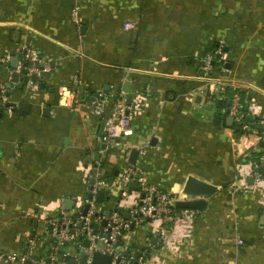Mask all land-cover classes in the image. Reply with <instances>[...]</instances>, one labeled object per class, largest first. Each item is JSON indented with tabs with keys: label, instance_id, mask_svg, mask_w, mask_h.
I'll list each match as a JSON object with an SVG mask.
<instances>
[{
	"label": "crops",
	"instance_id": "0c3cea01",
	"mask_svg": "<svg viewBox=\"0 0 264 264\" xmlns=\"http://www.w3.org/2000/svg\"><path fill=\"white\" fill-rule=\"evenodd\" d=\"M126 21L136 28L125 31ZM212 46L222 52L207 78L202 57ZM31 52L49 65L44 87L19 89L21 76L7 97L9 58L19 54L21 65ZM0 58L8 59L0 63V250L23 252L66 199L80 203L95 168L108 171L124 213L140 200L135 185L120 198L125 147L102 148L89 107L104 92L109 113L123 90L134 113L122 141L148 143L139 159L148 184L176 201L198 199L182 194L189 175L218 187L195 217L177 215L164 242L148 245L157 227L135 226V249L149 246L142 262L154 249L147 264H264V175L246 188L236 177L249 155L264 158V140L214 128L206 110L214 86L229 85L264 119V0H0ZM74 78L72 106H61Z\"/></svg>",
	"mask_w": 264,
	"mask_h": 264
},
{
	"label": "built area",
	"instance_id": "2783aa9c",
	"mask_svg": "<svg viewBox=\"0 0 264 264\" xmlns=\"http://www.w3.org/2000/svg\"><path fill=\"white\" fill-rule=\"evenodd\" d=\"M73 16L75 17V12H73ZM122 28L125 31L133 30L136 28V23L126 21ZM26 60L31 65L30 73H36L40 76L43 70L49 68L48 63L43 64L42 70L34 67V64L40 63V57L35 52L29 53ZM0 63L1 66L6 65L8 59L0 58ZM212 63L210 55L202 59L201 70L204 75H208L212 71ZM21 65L18 64L16 69L10 70V77L15 72H19ZM221 69L224 68L221 67ZM76 82L77 80L74 78L72 86L61 92L59 98L61 106H72V91ZM217 83L219 84L218 81ZM113 96L117 99L114 108L109 113L105 112V104L108 98L104 92L97 93L89 102L92 113L99 118L97 138L105 144L107 152L125 147L122 155L123 166L120 172L121 190L119 195L120 198H126L130 186L135 184L140 187V200L125 211L128 214L126 218L124 211L116 204L114 187L109 183L107 176L102 177L100 168H97L94 183L86 186L85 197L80 203L72 206L70 210L60 209L57 215L49 218L45 223L43 233L33 234L27 238L26 249L23 252L0 250V264H25L26 262L28 264H91L96 253L109 256V264H142L143 256L137 258V249H124L122 247L125 232H129L135 226L151 224L157 227L154 232L157 240L164 242L178 214L185 218H193L197 215L198 211L195 209H183L177 212L174 196L157 186L145 183L142 167L137 162L136 164L130 163L131 150L136 148L141 155L145 152L148 143L132 146L122 141L124 133L130 128L134 111L131 104H127L126 94L123 90H119ZM240 108V99L235 95L228 115L233 119L231 127L236 125L245 133L253 134L257 141H263L264 119L262 120L263 124L260 125L263 126V129L253 128L244 122V114L240 112ZM243 164L247 168L246 171L242 172L243 166L236 168V177L240 178L242 182L240 188L247 187L246 180L249 177H253L254 182L260 181L261 174L258 169L264 165V158L259 157L258 160L246 161ZM98 191L104 192L101 202L95 198ZM111 196L114 197V203L108 206L106 201ZM86 206L87 210L84 212ZM106 212L109 213L107 216ZM84 241H87L88 245H84ZM150 241L148 240V245L151 244ZM236 243L241 245L242 240L238 239ZM83 258L84 262H82Z\"/></svg>",
	"mask_w": 264,
	"mask_h": 264
},
{
	"label": "water",
	"instance_id": "95a60500",
	"mask_svg": "<svg viewBox=\"0 0 264 264\" xmlns=\"http://www.w3.org/2000/svg\"><path fill=\"white\" fill-rule=\"evenodd\" d=\"M227 48H224V50H226ZM23 54H25V51H22ZM216 58H220V54H217ZM18 59H19V54H12L11 57L9 58V63L10 66L13 69H16L18 66ZM51 65H53V63H51ZM22 67L20 68L19 72H15L11 78L10 81L6 84V88H7V92H5V95L7 97L10 96L11 92H12V83H17L19 82L20 77L22 76V81L21 83L18 84V88L22 89L23 86H27L28 83H37L39 82L40 87H44V83L40 82V76L36 73H30V63L28 60H24L22 62ZM34 67L39 68V70H42L43 67L41 65H39L38 63L34 64ZM41 75V74H40ZM0 93H1V88H0ZM131 103V97L127 98V104ZM2 101L0 100V106L2 105ZM13 103H9L6 102V106H13ZM26 104H22L21 108H25ZM48 108H46L45 111H47ZM227 112L229 113V109L227 110ZM250 118L247 117V121H249ZM227 126L231 127L233 125V119L231 116L227 117V122H226ZM257 129H263V126H256ZM152 143L154 144V140L152 141ZM102 148H105V144H102ZM139 157V151L136 148H133L131 150L130 153V157H129V161L131 164H136L137 159ZM95 158L98 160V154L95 155ZM259 173L261 175H264V167H260L259 169ZM96 171L97 168L94 169L93 172V178L91 180V183H94V177L96 175ZM248 184L252 185L254 183V178L253 177H249L247 179ZM218 191V187L214 184H211L203 179H200L198 177H195L193 175H189L187 176L184 185L182 187V194H184L186 197H198L195 199H188V200H178L175 202L176 207L178 208H188V209H204L205 208V200L206 198H210L212 196H214L216 194V192ZM89 197H91V195H89ZM103 197H104V192L103 191H98L95 198L98 202L103 201ZM72 204L73 201L71 199H66L64 201V206L63 208L65 210H70L72 208ZM87 210V206L84 209V212ZM109 213L106 212V216ZM124 216L127 218L128 214L125 213ZM133 227V226H132ZM157 242V238L154 237L151 240V244H156ZM84 245H88L87 241H84ZM149 246H143L141 247L139 250H137V258L141 257L143 251H145ZM60 249H62V247L60 246ZM61 259V256H60ZM109 260L110 257L102 254V253H96L92 259V263L91 264H109ZM82 262H84V258L82 259ZM25 264H28V262H26Z\"/></svg>",
	"mask_w": 264,
	"mask_h": 264
},
{
	"label": "trees",
	"instance_id": "16d2710c",
	"mask_svg": "<svg viewBox=\"0 0 264 264\" xmlns=\"http://www.w3.org/2000/svg\"><path fill=\"white\" fill-rule=\"evenodd\" d=\"M217 46V45H216ZM210 52H214V46L211 47ZM217 54L215 55L216 58ZM213 63L212 66H217L220 64V61L218 58L212 59ZM221 66V65H220ZM222 67V66H221ZM237 95L240 99V112L244 114V122L250 125L253 128H256L257 126V121L258 118L256 116H252L248 114V108L246 106L245 100L246 99V94L241 92L238 89H234L230 87L229 85L223 86L221 90L216 91L211 95V104L209 105V110H210V116H211V125L216 128V129H222L226 127V120L229 115L227 110L230 108L232 104V100L234 96ZM1 111V107H0ZM247 117L250 118L249 121H247ZM234 131L237 134H247L243 130H241L239 127L236 125L233 126ZM258 160V159H257ZM135 184H133L134 186ZM135 188H139V185H135ZM137 248L136 246L132 245L130 246L129 249H135Z\"/></svg>",
	"mask_w": 264,
	"mask_h": 264
},
{
	"label": "rangeland",
	"instance_id": "374dc122",
	"mask_svg": "<svg viewBox=\"0 0 264 264\" xmlns=\"http://www.w3.org/2000/svg\"><path fill=\"white\" fill-rule=\"evenodd\" d=\"M215 51H214V53L213 52H210L209 54H207V53H205L204 55V57H207V56H211V58L214 60V59H216L215 58V55H216V53H221L222 51H221V47L219 46V47H215ZM204 57H202V58H204ZM215 67V66H214ZM214 67H212V71L208 74V75H205L204 77H207V78H214V76L212 75L213 74V72H214ZM223 68V67H222ZM219 86V85H218ZM217 86V87H218ZM217 87H215L214 86V88L212 89V93H210V94H213V92H216V88ZM221 88H222V86H221ZM221 88H218V90H221ZM209 95V94H208ZM209 100H211V98H209L208 97V101ZM114 101V100H113ZM206 110H208V111H210L209 110V105L206 107ZM259 126L260 125H262L263 123H262V120H258V123H257ZM250 157H247L248 158V160H247V162H251L252 161V155H249ZM141 158V155L139 156V158H138V165L141 163V162H139V159ZM258 158V157H257ZM257 158H255L254 160H257ZM139 166H141V165H139ZM247 170V168H246V166H245V164L243 165V167H242V172L243 171H246ZM107 173H108V171L105 169L103 172H102V177H106L107 176ZM144 182L145 183H148L147 182V180L145 179L144 180ZM79 198H84L85 197V194H84V192H81V194H79V196H78ZM114 203V197L113 196H111L110 197V199L109 200H107L106 201V205H108V206H110V205H112ZM137 229H139L138 227H135V228H133L132 230H130L129 232H125L124 233V244H123V248L124 249H129L130 248V246H132L133 245V241H135V238H134V235H133V233L134 232H136L137 231ZM155 232V231H154ZM132 235V236H131ZM155 251L156 250H154V249H152L151 251H148V254H147V257L144 259V261L142 262V264H147V262H148V258H149V256H151V255H153L154 253H155Z\"/></svg>",
	"mask_w": 264,
	"mask_h": 264
}]
</instances>
